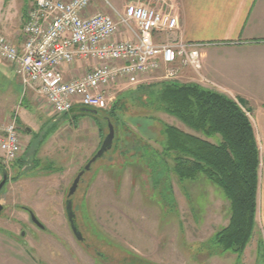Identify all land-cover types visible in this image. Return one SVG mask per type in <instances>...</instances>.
Listing matches in <instances>:
<instances>
[{
  "label": "rangeland",
  "instance_id": "rangeland-1",
  "mask_svg": "<svg viewBox=\"0 0 264 264\" xmlns=\"http://www.w3.org/2000/svg\"><path fill=\"white\" fill-rule=\"evenodd\" d=\"M32 2L0 0L11 33L22 34ZM83 72L76 70L77 75ZM163 74L158 71L140 85L125 79L114 83L107 109L88 113L85 120L77 114L76 120L58 114L44 98L21 87L16 75L0 64V122L16 118L23 144L0 194V264H264L260 230L246 254V248L239 255L216 253L211 247L231 213L218 186L204 174L179 180L168 169L174 165L170 157L164 159L168 166L158 168L156 150L162 151L166 124L196 133L157 108L151 92L166 81L160 78ZM111 127V148L92 164L71 197L81 240L68 217L69 190ZM30 211L44 229L32 221ZM3 232L13 234L18 244L6 243Z\"/></svg>",
  "mask_w": 264,
  "mask_h": 264
},
{
  "label": "built area",
  "instance_id": "built-area-1",
  "mask_svg": "<svg viewBox=\"0 0 264 264\" xmlns=\"http://www.w3.org/2000/svg\"><path fill=\"white\" fill-rule=\"evenodd\" d=\"M95 0H33L22 29L23 45L0 30V60L14 67L22 86L44 98L58 114L74 107L105 110L109 87L123 79L131 85L163 71L162 80L183 82V69H201L199 44L156 34H175L180 19L151 1H131L123 10L88 14ZM126 31L128 38H118ZM88 63L82 75H67L74 64ZM158 78V77H157ZM0 165L8 170L23 151L16 118L0 122Z\"/></svg>",
  "mask_w": 264,
  "mask_h": 264
},
{
  "label": "trees",
  "instance_id": "trees-1",
  "mask_svg": "<svg viewBox=\"0 0 264 264\" xmlns=\"http://www.w3.org/2000/svg\"><path fill=\"white\" fill-rule=\"evenodd\" d=\"M151 94L157 108L177 117L197 133L166 124L162 128V151L156 150L158 168L168 166L165 158H173L174 165L168 169L179 180L196 179L204 174L224 192L230 202V219L216 233L211 247L216 253L243 254L258 225L261 163L249 110L240 99L192 82L162 81ZM215 138L217 142L212 140Z\"/></svg>",
  "mask_w": 264,
  "mask_h": 264
},
{
  "label": "crops",
  "instance_id": "crops-1",
  "mask_svg": "<svg viewBox=\"0 0 264 264\" xmlns=\"http://www.w3.org/2000/svg\"><path fill=\"white\" fill-rule=\"evenodd\" d=\"M109 1L115 9L123 10L127 3L138 0ZM149 1L157 6H170L180 19V28L175 34L163 35L157 33V41H164L159 38L167 36L168 38L177 37L183 41L200 45L201 69L196 72L192 68H184L183 81L198 83L204 88L220 92L235 100L240 99L249 110V117L254 125L261 155L258 225L254 235L257 230H260L262 234L261 241L264 246V0ZM97 11L114 14L102 0H95L89 7L88 14ZM5 20H9V17L3 16L0 9V30L14 44L22 46L23 35L11 33L4 23ZM128 37V33L124 30L118 35V38L121 39ZM0 64L5 66L8 72H13L16 75L11 64L1 62V60ZM84 68V63L78 61L73 66H69L66 72L69 76L76 75L77 69L84 70ZM16 81L22 87L18 77ZM148 81L149 77L137 85ZM77 114L83 116L82 120H85V116L88 115L76 106L66 116H75L77 120ZM121 176H123V173ZM2 227L5 228V226ZM3 234H6L3 235L6 243L18 244L19 241L15 239L13 234L7 232H3ZM248 246L244 252L245 254L249 251ZM257 256L258 253L256 260Z\"/></svg>",
  "mask_w": 264,
  "mask_h": 264
},
{
  "label": "water",
  "instance_id": "water-1",
  "mask_svg": "<svg viewBox=\"0 0 264 264\" xmlns=\"http://www.w3.org/2000/svg\"><path fill=\"white\" fill-rule=\"evenodd\" d=\"M80 110L82 112L85 113H89V114H93V115H97L99 113V110L97 109H93V108H89V107H81ZM111 132L110 134L104 139L100 149L97 151V153L92 157V159L86 164V166L78 173L77 177L75 178L70 190H69V194H68V200H67V212H68V217L69 220L71 222V227L76 235V237H78L79 239H83L82 235L80 233V231L78 230V227L75 225L74 222V212L72 210V200L71 197L76 193L78 186L80 184V181L82 179V177L84 176V174L90 170L91 166L93 163H95L97 160H99L103 154L111 148L112 146V142H113V138H114V132H113V128L111 127ZM7 179H8V170L6 168L3 169V178L0 181V194L2 192V189L4 188V186L7 183ZM4 209V206L1 203V199H0V215L2 213ZM30 216L32 221L39 226L40 228H44V224L36 217V215L33 212H30Z\"/></svg>",
  "mask_w": 264,
  "mask_h": 264
},
{
  "label": "flooded vegetation",
  "instance_id": "flooded-vegetation-1",
  "mask_svg": "<svg viewBox=\"0 0 264 264\" xmlns=\"http://www.w3.org/2000/svg\"><path fill=\"white\" fill-rule=\"evenodd\" d=\"M0 172H2V178H3V169L2 170H0ZM7 182H8V179H7ZM71 224V223H70ZM45 228V227H44ZM44 228H42V229H44ZM24 235V234H23Z\"/></svg>",
  "mask_w": 264,
  "mask_h": 264
}]
</instances>
